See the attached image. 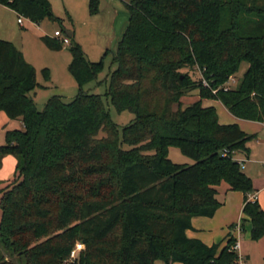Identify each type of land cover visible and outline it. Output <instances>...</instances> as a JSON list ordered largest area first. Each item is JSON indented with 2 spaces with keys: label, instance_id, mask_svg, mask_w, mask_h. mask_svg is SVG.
<instances>
[{
  "label": "trees",
  "instance_id": "16d2710c",
  "mask_svg": "<svg viewBox=\"0 0 264 264\" xmlns=\"http://www.w3.org/2000/svg\"><path fill=\"white\" fill-rule=\"evenodd\" d=\"M0 3L36 23L57 19L49 0ZM99 5L88 0L89 12ZM126 7L106 92L84 89L103 57L90 61L66 34L78 92L69 101L53 95L42 110L29 95L38 85L34 66L0 39V111L22 122L0 145V156L17 159L16 177L0 195V264H238L235 237L221 246L186 234L194 216L212 217L222 205L223 181L244 195L241 230L249 222L252 239L264 235V208L248 199L253 181L235 158L248 155L256 134L220 123L215 106L202 103L216 99L238 118L264 121V0H131ZM243 61L246 71L224 88ZM195 89L198 99L184 106L181 98ZM103 96L134 114L121 130ZM170 146L194 162H173ZM78 241L84 248L71 258Z\"/></svg>",
  "mask_w": 264,
  "mask_h": 264
},
{
  "label": "rangeland",
  "instance_id": "374dc122",
  "mask_svg": "<svg viewBox=\"0 0 264 264\" xmlns=\"http://www.w3.org/2000/svg\"><path fill=\"white\" fill-rule=\"evenodd\" d=\"M131 1V0H130ZM52 13L57 19L44 18L39 23L28 18L23 19V25L17 22L18 13L11 7L0 3V39L11 41L23 54L26 61L32 64L36 70L37 87L29 93L33 97L36 106L42 110L47 99L53 95H60L65 101L71 100L78 92V85L74 76L69 71L71 52L67 43L59 39L60 49L49 48L43 41V36L53 37L54 30H71L73 41L80 44L87 58L90 61H99L102 57L104 65L99 72L97 79L87 83L84 89L90 93L104 94L108 87L110 72L116 68L113 57L116 54L118 42L122 38L128 25V10L125 4H106L100 0L99 11L91 14L88 8V0H49ZM107 53L104 55V53ZM104 55V56H103ZM248 67V62L243 61L239 70L233 75L236 82L243 75ZM194 76H200L199 71L193 72ZM236 83L231 84L234 86ZM104 97L105 105L108 108L112 120L119 129L130 123L134 114L128 110L118 111ZM183 105H188L198 99V90H192L182 98ZM207 100V101H206ZM211 100V101H210ZM204 105L216 106L218 119H225L228 110L216 99H204ZM0 120V133H3L2 124L9 122L11 128H22L18 120H9L5 112ZM5 113V114H4ZM247 127L251 132L257 131V137L251 139L248 145L251 148L250 170L255 174L259 187L264 190V130L255 120H246ZM104 134L103 132L99 133ZM5 142V139H4ZM124 148L128 146L123 144ZM249 148V150H250ZM168 157L175 163L192 164L194 160L183 154L177 146H170ZM244 160V159H243ZM243 168V167H242ZM16 171V168H15ZM13 170L11 179L16 177ZM17 174V173H16ZM227 183L221 182L217 186V198L224 204L228 193H226ZM230 191V190H229ZM232 191V190H231ZM1 194V189H0ZM1 217V210H0ZM243 241V248L240 255L245 258L248 264H264V251L259 247V239L254 240L250 236L240 239ZM77 243H80L79 241ZM84 248V244H83ZM82 248V249H83ZM248 255V257H247ZM155 264H166L163 260L157 259Z\"/></svg>",
  "mask_w": 264,
  "mask_h": 264
},
{
  "label": "crops",
  "instance_id": "0c3cea01",
  "mask_svg": "<svg viewBox=\"0 0 264 264\" xmlns=\"http://www.w3.org/2000/svg\"><path fill=\"white\" fill-rule=\"evenodd\" d=\"M103 1L106 4L112 3L113 5H120L122 3L126 5L127 3H130V0H103ZM64 32H65L64 34H67L68 36H73V32L71 30H65ZM203 101L204 99L202 100V103H205ZM212 105L215 106L214 104ZM2 116H3L2 113H0V120ZM7 118L9 120H18V119H11L8 116ZM246 120L247 119L238 118L229 112L228 115H225V119L223 120L219 119V122L220 123L236 122L247 133H255L257 135V131L251 132L253 130H249V128L246 126L247 125ZM18 121L22 124L20 120ZM257 122L260 126H262L264 130V121H257ZM7 129H13L9 126V122H5L2 124V130L4 134L0 133V145L4 144L5 131ZM255 140L257 143L260 142V138L257 136ZM250 154H251V148L249 150L248 155H245L244 153L241 152H236L235 158L239 162L243 163V168H242L243 171L247 175H249L253 181L254 190L253 192L248 193L247 195L248 199H256L261 205V207L264 208V190L263 191L261 190L262 187L261 188L259 187L257 183V179L255 178V174L250 170L251 163L253 162L251 161ZM16 164H17V159L14 155L5 154L0 156V189H3L12 180L10 174L12 173L13 170L15 171ZM14 175H16V171ZM229 190L230 189L228 188L227 185L226 193L229 192L228 197L226 198L224 204H222L216 210L215 214L212 217L194 216L192 218L191 220L192 228L187 229L186 234L189 237L198 238L208 245L212 243L221 242V246L225 244L227 237L233 236L235 237V239L239 240V244H240L239 254H240V249L243 248V241L241 242L240 239L250 236V223L245 222L244 229L242 230L241 228H237L236 225L237 223H240V219L243 216L242 206H243L244 195L241 191H237V190L229 191ZM230 225L233 226L231 227ZM258 244L259 247L262 249V251H264V235L259 239ZM170 264H182V263L172 262Z\"/></svg>",
  "mask_w": 264,
  "mask_h": 264
},
{
  "label": "built area",
  "instance_id": "2783aa9c",
  "mask_svg": "<svg viewBox=\"0 0 264 264\" xmlns=\"http://www.w3.org/2000/svg\"><path fill=\"white\" fill-rule=\"evenodd\" d=\"M24 18H25V16L23 14L18 13L17 22L20 25H23V22H24L23 19ZM53 37L60 38V39H62V41L64 43H67V44L69 42L68 36L66 34L62 33L61 30H55L54 33H53ZM203 83L207 85V82L205 80H203ZM233 83H236V78L234 76H230L228 81L225 83L224 88L229 87ZM240 165H241V167H243V163L242 162H240ZM236 226H237V228H240V223H237ZM82 248H83V244L82 243H76L75 246L73 247V249L70 252V257L74 258L77 255V253ZM239 248H240L239 240L236 239L235 242L233 243V245L231 246V249L238 253V264H248L245 261V258L239 254Z\"/></svg>",
  "mask_w": 264,
  "mask_h": 264
}]
</instances>
